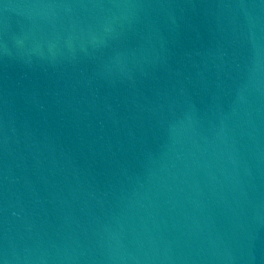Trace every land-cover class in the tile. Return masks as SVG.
<instances>
[{"label": "water", "instance_id": "water-1", "mask_svg": "<svg viewBox=\"0 0 264 264\" xmlns=\"http://www.w3.org/2000/svg\"><path fill=\"white\" fill-rule=\"evenodd\" d=\"M0 264H264V0H0Z\"/></svg>", "mask_w": 264, "mask_h": 264}]
</instances>
